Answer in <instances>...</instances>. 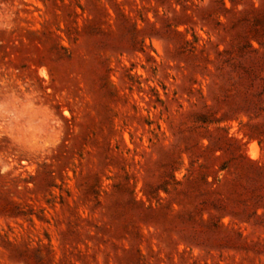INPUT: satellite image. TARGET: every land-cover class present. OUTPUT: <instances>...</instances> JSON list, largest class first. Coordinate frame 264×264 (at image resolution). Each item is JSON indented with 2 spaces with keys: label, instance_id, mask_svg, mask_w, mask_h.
Returning <instances> with one entry per match:
<instances>
[{
  "label": "rangeland",
  "instance_id": "1",
  "mask_svg": "<svg viewBox=\"0 0 264 264\" xmlns=\"http://www.w3.org/2000/svg\"><path fill=\"white\" fill-rule=\"evenodd\" d=\"M0 264H264V0H0Z\"/></svg>",
  "mask_w": 264,
  "mask_h": 264
}]
</instances>
